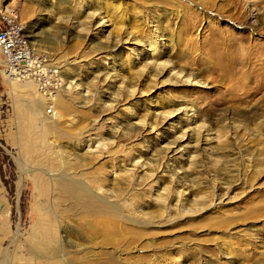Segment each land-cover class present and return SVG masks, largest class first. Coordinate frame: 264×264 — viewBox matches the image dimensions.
<instances>
[{
    "label": "rangeland",
    "instance_id": "obj_1",
    "mask_svg": "<svg viewBox=\"0 0 264 264\" xmlns=\"http://www.w3.org/2000/svg\"><path fill=\"white\" fill-rule=\"evenodd\" d=\"M5 6L53 73L0 55V264H264V0Z\"/></svg>",
    "mask_w": 264,
    "mask_h": 264
},
{
    "label": "built area",
    "instance_id": "obj_2",
    "mask_svg": "<svg viewBox=\"0 0 264 264\" xmlns=\"http://www.w3.org/2000/svg\"><path fill=\"white\" fill-rule=\"evenodd\" d=\"M23 31L16 11L0 9V55L4 74L14 79L40 80L51 76L52 70L46 68L42 54L30 47L28 35ZM51 107L49 104L47 110L50 111Z\"/></svg>",
    "mask_w": 264,
    "mask_h": 264
},
{
    "label": "bare ground",
    "instance_id": "obj_3",
    "mask_svg": "<svg viewBox=\"0 0 264 264\" xmlns=\"http://www.w3.org/2000/svg\"><path fill=\"white\" fill-rule=\"evenodd\" d=\"M49 1V3L51 4V5H53L57 10L58 9H60V6L62 5V2H63V0H48ZM2 9H4V10H6V11H9L10 10V8H8L7 6H5L4 8H2ZM36 26V25H35ZM34 26V27H35ZM63 33H66V34H69V33H71V30H69L68 29V27H66V26H64V28H63ZM29 44H30V47H32V48H34L33 46L35 45V42H33V43H30V41H29ZM31 44L33 45V46H31ZM118 45V44H117ZM117 45H112L111 47H107L106 46V48L105 49H108V50H118V46ZM34 49H36V48H34ZM36 50H38V49H36ZM157 52V51H156ZM53 107H51V110L50 111H48V112H52V109ZM193 129V128H192ZM190 135V134H189ZM180 141V140H179ZM174 143H176V144H174ZM178 142H177V140L176 141H174L172 144L170 143V144H168V145H166L165 147V149H167V151H165V153H168L167 155H168V157H170V158H175L174 156L175 155H177V153H178V151L180 150V148L178 149V147L176 146V145H178L177 144ZM174 144V145H173ZM171 153V154H170ZM182 173V172H181ZM184 176V177H183ZM183 176H180V178H182V179H184V180H190L187 176H186V174L185 175H183ZM186 178V179H185ZM88 201H89V203H88V205L90 206V208H98V209H100V208H102L101 210H103V209H105V210H107V211H109V212H112V213H118L119 212V210H118V208L116 207V205H114L113 203H109V201L107 202L106 200L105 201H102L101 200V197L100 196H98V195H92V197H90V198H88Z\"/></svg>",
    "mask_w": 264,
    "mask_h": 264
}]
</instances>
